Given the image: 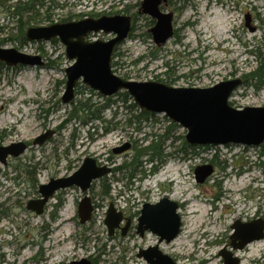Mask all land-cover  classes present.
<instances>
[{"label":"rangeland","instance_id":"obj_1","mask_svg":"<svg viewBox=\"0 0 264 264\" xmlns=\"http://www.w3.org/2000/svg\"><path fill=\"white\" fill-rule=\"evenodd\" d=\"M15 1L4 0L0 5V47L39 54L44 65L13 68L0 62V121H4L0 123V146L19 142L27 145L20 156H9L5 165L0 163V206L7 213L0 219V264H69L82 258L92 264H148L137 254L156 244L178 264H209L212 262L209 258L214 259V264H224L219 254L223 248L231 251L239 264H264V236L240 250L232 249L229 239L235 232L231 225L236 221L264 220V143L257 147L203 146L191 156L176 152L180 139L174 144L165 140L163 152H172V156L163 165L157 160L145 164L142 157L139 171L130 180L125 172H115L97 178L87 192L78 186L58 190L55 193L59 196L54 195L46 205L44 215H36L25 207L27 201L36 198L40 185L73 174L86 156L95 159L98 165L109 166V157L115 156L112 148L133 140L139 144L149 137L148 141L143 140L144 147L151 140L149 135L162 134L170 121L163 114L152 115L156 123L141 122L137 132L124 126L123 112L117 106L116 118L112 120L117 123V130L105 134L97 121L93 129L82 127L81 120L70 115L71 102L61 101L65 90L64 69L71 62L64 54V45L56 38L57 42L50 39L26 44L15 38L2 40L18 36L16 27H10L15 19H9L7 14L8 5ZM42 1L44 5L35 7L41 19L32 17L31 26H47L69 16L100 11L133 16L134 30L118 45L116 51L120 55L114 58L118 66L113 73L121 78L125 75L132 81L165 78L172 81L166 84L173 87L201 88L240 77L243 84L235 88L229 103L236 108L264 106V86L253 87L244 82V75L254 71L259 60L264 63V0H193L200 1V20L185 32L182 40L185 46L173 38L162 46L154 44L149 33L154 23L148 25L149 16L139 13L142 0ZM47 13L50 19L45 20L43 16ZM193 13L188 7L186 18H192ZM248 13L251 14L249 27L244 24ZM217 17L225 27L220 28V19L216 26ZM110 37L101 32L87 39ZM153 52L155 59L150 56ZM139 56H144L143 62L133 65ZM165 62L169 64L167 69ZM165 71H170L168 77L162 74ZM75 86L72 100L87 97L88 86L81 81ZM93 101L97 105L102 103L99 98ZM112 111V108L103 111V120H110ZM10 118L19 120L14 121L15 127L8 123ZM49 132L51 136L42 144L33 142ZM184 133L177 125L171 135L184 137ZM122 154L115 158L114 167L128 164L133 151ZM214 155L215 163H212ZM204 163L214 166V172L199 183L194 169ZM14 176L19 184L11 178ZM103 183L108 187L106 195L102 192ZM85 194L90 196L93 210L89 220L80 223L78 201ZM163 196L180 204L182 224L176 241L158 243L155 234L146 232L141 237L135 230L125 236L119 232L108 235L104 219L110 203L115 211L135 218L143 203L156 202ZM199 209L207 212L197 220ZM191 211L194 213L190 214ZM61 220H66L65 225L57 226Z\"/></svg>","mask_w":264,"mask_h":264},{"label":"water","instance_id":"obj_2","mask_svg":"<svg viewBox=\"0 0 264 264\" xmlns=\"http://www.w3.org/2000/svg\"><path fill=\"white\" fill-rule=\"evenodd\" d=\"M166 0H142L139 13L146 14L154 21L149 33L157 46H162L173 35L172 12L164 11L159 6ZM251 14L245 15V22L250 26ZM132 19L127 14L100 15L94 18H81L55 22L47 26H29L25 30L27 41L42 42L56 38L64 45V54L69 66L64 69L65 90L61 101L69 104L74 98V89L78 81L98 92L103 97L114 96L118 91H124L132 98L133 103L141 110L152 115L163 114L169 121L185 130L184 139L190 146H225L242 145L257 147L264 143V106L233 107L229 98L235 88L243 84V79L233 77L222 80L211 87H173L161 81H132L123 79L112 71L114 49L131 33ZM253 29V28H251ZM103 32L111 38L88 40L91 34ZM0 62L5 66L41 67L44 61L41 55L25 54L17 48L0 47ZM51 136L43 133L33 140L42 144ZM130 142L112 148L114 154L128 151ZM27 148L24 142L0 146V163L5 164L9 156H20ZM214 171L210 163H204L194 169L197 182L203 183ZM107 165H98L92 157L83 159L82 165L71 175L50 179L39 186L38 199L26 203L28 210L41 214L45 203L55 195L57 190L78 186L82 192L87 190L97 178L110 173ZM93 203L88 194L78 201L77 215L80 223L91 217ZM104 224L108 235L120 227L123 213L115 211L109 204ZM136 232L142 237L144 231L156 234L157 242H170L179 234L181 218L178 212V202L163 196L155 203H143L137 219ZM232 228L235 232L229 236L232 249H242L254 240L264 236V220L258 219L250 223L236 221ZM128 223L122 227L125 235ZM224 264H239V259L231 251L219 250ZM148 264H178L169 254H164L158 245L140 250L137 254ZM69 264H92L87 258L72 260Z\"/></svg>","mask_w":264,"mask_h":264},{"label":"trees","instance_id":"obj_3","mask_svg":"<svg viewBox=\"0 0 264 264\" xmlns=\"http://www.w3.org/2000/svg\"><path fill=\"white\" fill-rule=\"evenodd\" d=\"M50 1L54 2L52 0ZM3 3H4V0L3 1L0 0V5H3ZM40 5H44L42 0H16L14 4L8 5V12H7L8 18L13 19V20L15 19V23H13L14 25L11 24L10 27L11 29L13 27L14 28L16 27L18 36H15V37L7 36L5 37V39H2V40L3 41L9 40V39L13 40L15 38L20 42V44L21 43L26 44V42H32V41H27L24 33H25L26 28L29 27V25L31 24L32 17L34 19L37 18L36 20L41 19L40 16H37L38 15L37 12H35L37 10V9L35 10V7L37 8ZM123 11H126V9H124ZM43 17L45 20H47L48 18L50 19V15L48 13ZM68 19H62L61 21L64 22V21H67ZM131 19L133 20L132 26H131V29L133 31L136 21L133 16L131 17ZM147 23L148 25L153 24L152 18L148 19ZM51 40H52L51 42H57L55 38ZM117 47L113 51L114 53H113L112 62H111L113 72L115 71L114 67L118 66V62L114 61V58L120 55L119 52L116 51ZM150 56L153 59L156 58V55L154 52ZM143 59H144V56H139L135 58V60L133 61V65L139 62H143ZM46 65L49 66V64H46ZM164 66L167 69L169 67L168 62H165ZM162 74L168 77L170 74V71H165ZM123 78L128 79L127 75H125V77ZM244 78H246L244 82L246 84L252 85L253 87H259V85L264 86V63L261 60H259L257 68L254 69V71H251L247 73L246 75H244ZM158 81H161L164 83L172 82L169 79L167 81L165 78H159ZM61 83L63 84L64 80H62ZM96 98H99L102 100V103L100 105H97V103L93 101ZM70 106L72 108L70 111V115L71 116L74 115L73 117L78 118V120H81L80 125L82 127L87 126L89 127V129H93L92 127L93 125H95L94 124L95 121H97L98 122L97 126H100L103 133L105 134L106 132L117 130L118 128L117 123L115 124L112 121L113 119L116 118V115H117L116 107L117 106H120L123 112L125 127L127 126L132 127L134 130L138 132V130H140L141 128L140 126L141 122H148L149 120V122L152 125L156 123L153 116L152 115L150 116L149 113H146L141 109L139 110L138 106H136L133 103L132 98L129 96V94H127V92H124V91H118L114 94V96H110V97L104 96L103 97L99 93H95V92H92L91 90H87V97L83 96V97H80L79 99L72 100V102L70 103ZM111 108L113 111L111 113L110 120H103V118L101 117V114L103 113V111L107 109L109 110ZM164 119H166V117H164ZM168 125L169 126L165 129V131L162 134L160 135L150 134L149 136L151 140H149L148 144L144 147H142L143 140L148 141L149 137L148 138L144 137L142 142L139 144L136 140H133L131 143V150L133 151V155L130 158L131 161L128 164L124 162L123 164L118 166L116 168L117 172H125L126 176L130 180V178H132L135 175V173L139 171L138 168L141 164L140 158L142 157L145 158V161H144L145 164H150L152 161L157 160L159 161L160 165L161 164L163 165V163L168 159V156H172V152L171 153L163 152L164 149L162 145L165 142V140H169L170 144H174L177 141V139H180L181 142L178 148L176 149V152L183 154V155L190 154L191 156H193V154L198 153L197 152L198 150H195V149H199L203 147V146H193L192 147L185 142V139L183 136L176 137L174 135H171L172 130L175 129L177 124H174L173 122L170 121ZM162 137L164 138V140L162 139ZM215 158H216V155L213 156L210 162L215 163ZM11 178H13V180L15 181V184H19V180H17V176H14ZM104 187H105V184L103 183L102 192L103 194L106 195L108 194V187H105V189ZM6 214L7 213L5 209L1 208L0 206V219H2V217L5 216Z\"/></svg>","mask_w":264,"mask_h":264},{"label":"flooded vegetation","instance_id":"obj_4","mask_svg":"<svg viewBox=\"0 0 264 264\" xmlns=\"http://www.w3.org/2000/svg\"><path fill=\"white\" fill-rule=\"evenodd\" d=\"M199 5H200V1H193V0H166V1L162 2L161 5L159 6L164 11L166 10V11L172 12L174 20H173V27H172L173 28V35H172L171 39L172 38L175 39V41H177L176 43H182V40L184 39V34L187 31V29L190 28V27L193 28V27H195L198 24V21L200 20ZM166 7H170V10H168ZM188 7L191 8V10H193V12H194L193 15H192V18H189V17L186 18V16H185L186 10H187ZM100 15H110V14L105 13L103 11H100V13H92V12H90V14H87L85 16H82V14L75 15V16H69L68 20H79L81 18H90V17L97 18V17H100ZM182 45H183V43H182ZM183 46H185V44ZM194 51H196V50H192L191 52H194ZM129 148L131 149V142H130V147ZM128 151H125V152H122V153L127 154ZM122 153H118V154H114L113 153L115 156L109 157V160H111L110 161L111 164H109V167H110V170H111L110 173L117 172V169H116L117 167H114L115 166L114 162L116 160L115 158H118L119 156L124 155ZM3 165H5V164H3ZM35 195H36V198H34V199H38L40 197L39 194H35ZM55 196L58 197L59 196L58 193H55ZM55 196L53 195L52 197H50L48 199V201L45 203V205H44L45 207H44L42 213L41 214H36V215H44L45 211L47 210V206L46 205L49 204L50 201ZM34 199H32V200H34ZM158 201H159V199H158ZM146 203H150V202H146ZM152 203H155V202H152ZM179 207H180V204L178 203V208ZM136 212L137 213L134 214L135 218H133L132 215L130 216L127 213H124L123 211H121V213H123V219H121L120 227L115 229L114 233L119 232L121 234L122 227H124L127 223H128V227L126 228L125 235L126 234L127 235L132 234L133 230L136 231L137 225H138L137 219H138V217L140 215V210L137 209ZM146 232H148V231H144L143 235H145ZM125 235H123V236H125ZM121 236H122V234H121ZM157 239H158V237H157Z\"/></svg>","mask_w":264,"mask_h":264},{"label":"bare ground","instance_id":"obj_5","mask_svg":"<svg viewBox=\"0 0 264 264\" xmlns=\"http://www.w3.org/2000/svg\"><path fill=\"white\" fill-rule=\"evenodd\" d=\"M131 17V16H130ZM219 19H220V17H217L215 20V23H216V26H219L218 24H219ZM133 21V20H132ZM223 27H225V24L221 21V19H220V28H223ZM2 107V106H1ZM14 113V112H13ZM14 121H19V120H14L13 118L11 119H9L8 120V123H10L11 125H12V127H15L14 125H15V123H14ZM2 122H4V121H0V123H2ZM26 124V123H25ZM30 126V125H29ZM171 198H174V195L171 197ZM197 212V216H196V218H197V220H199L201 217H202V214L203 215H206V212L207 211H205L204 209L202 210V209H199V210H196ZM199 211H201V212H199ZM194 212L193 211H191L190 212V214H193ZM65 223H66V220H61L59 223H58V225L57 226H59V225H65ZM188 232H190V231H188ZM179 237H177L176 239H175V241L178 239ZM212 262L211 263H209V264H214L215 262H214V259L213 258H209Z\"/></svg>","mask_w":264,"mask_h":264}]
</instances>
